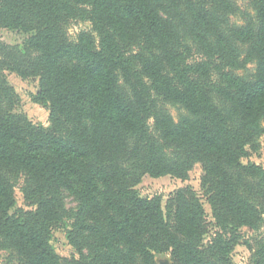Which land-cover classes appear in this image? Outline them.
<instances>
[{"label":"trees","instance_id":"obj_1","mask_svg":"<svg viewBox=\"0 0 264 264\" xmlns=\"http://www.w3.org/2000/svg\"><path fill=\"white\" fill-rule=\"evenodd\" d=\"M241 25L235 0H0V26L30 31L25 52L0 43V250L9 264H234L242 229L264 230V167L245 163L264 136V0ZM74 21H88L75 39ZM29 53L35 55L29 56ZM252 63V74H240ZM6 71L39 78L50 125L15 112ZM186 112L177 121L167 106ZM190 185L144 197L142 177ZM34 209H19L16 187ZM75 197L67 210L63 191ZM78 256L52 244L65 225ZM209 237V239H208ZM264 264V232L246 241Z\"/></svg>","mask_w":264,"mask_h":264},{"label":"rangeland","instance_id":"obj_2","mask_svg":"<svg viewBox=\"0 0 264 264\" xmlns=\"http://www.w3.org/2000/svg\"><path fill=\"white\" fill-rule=\"evenodd\" d=\"M240 12L236 15L229 16L231 21L235 24H243L245 22L244 13H254L250 0H235ZM91 29V23L88 21H74L69 27V34L72 39L77 37V34L81 30ZM30 31H25L20 28H9L0 26V43H5L11 47H16L17 50L25 52V40L27 39ZM29 56H34L35 53H29ZM256 64L252 63L246 70L238 71L240 74H252L255 72ZM6 77L8 82L15 88L18 96L19 103L15 107V112L26 115L33 123L42 126L50 125V110L49 106L35 100L34 96L39 92L40 82L39 78H22L14 71H6ZM169 112L177 121L185 110L176 105L167 106ZM260 147L256 150L250 149L248 157L244 158V162H255L264 167V136H261ZM203 170L200 165H197L190 171L189 178L182 180L170 175L162 177H152L148 174L142 177L141 182L138 184L137 189L142 196L153 197L161 196L163 198V206L165 207L166 201L173 191L180 187L187 185L192 186L201 198L204 207L207 211V219L210 224L211 232L217 230L214 219L212 217V211L204 190L201 187V178ZM22 181L16 187V205L10 210V214L16 213L19 209L30 210L34 209V206L28 204L21 191ZM63 199L67 210L70 212L77 208V201L73 194L69 191H63ZM70 219H66L65 225L55 227L52 232V244L57 251L63 257L78 256L75 248L69 243L66 236V226H69ZM264 230L255 231L251 228L244 227L242 229V239L240 243L234 247L232 251V258L234 264H254L251 258V250L247 247L246 241L249 238L257 237ZM209 239V237H208ZM156 259L159 264H171V256L169 252L156 253ZM0 264H9L8 255L5 251L0 250Z\"/></svg>","mask_w":264,"mask_h":264}]
</instances>
